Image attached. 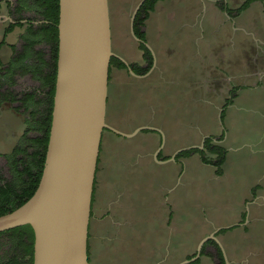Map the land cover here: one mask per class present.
<instances>
[{"label":"rangeland","instance_id":"rangeland-1","mask_svg":"<svg viewBox=\"0 0 264 264\" xmlns=\"http://www.w3.org/2000/svg\"><path fill=\"white\" fill-rule=\"evenodd\" d=\"M26 1L0 0V14H8V2L11 10L27 4L31 10L12 12V20L43 21L33 7L36 0ZM262 9L250 0H172L161 9L152 30L156 58L144 50L139 64L130 66L135 75L145 76H132L122 65L116 70L111 63L106 124L123 134L155 129L162 143L158 150L152 144L160 135L156 132H140L130 139L103 133L102 151L110 149V174L117 191L126 196L128 218V226L116 225L121 222L118 216L107 223L104 234L110 240L99 242L107 256L104 264H155L163 238L168 240L169 263L179 264L195 257L199 243L217 229V243L207 241L192 264H264V88L256 94L239 89L256 83L253 72H264L253 65V59L263 58L264 49L251 37L264 39ZM17 25L21 33L30 29L25 23ZM43 29L36 31L48 50L47 72L53 45L45 41ZM10 58L5 62L19 63ZM45 74L41 81L29 83L26 92L20 93L28 86V76L14 80L6 74L1 85L0 189L21 192L26 178L19 176L22 169L16 163L23 156L17 151L32 155L39 149L31 143L41 137L38 118L31 119V113L47 108ZM17 95L24 99L26 111L9 102ZM208 140L230 153L220 175L195 152L203 151ZM202 142L201 150L181 152L166 165L158 161L160 151V157L172 159L176 153L171 156L170 146L201 147ZM151 154L148 165L140 162ZM204 159L212 163L216 158L206 151ZM156 212L170 217L169 224ZM18 242L0 238V264L25 263Z\"/></svg>","mask_w":264,"mask_h":264},{"label":"water","instance_id":"water-1","mask_svg":"<svg viewBox=\"0 0 264 264\" xmlns=\"http://www.w3.org/2000/svg\"><path fill=\"white\" fill-rule=\"evenodd\" d=\"M5 20L0 17V22ZM56 28V76L41 177L25 204L0 217V234L29 226L32 264H90L88 230L103 133L130 139L140 132H159L143 127L123 134L106 124L114 58L108 1L58 0ZM202 146L203 142L201 147L177 151L171 161L181 152ZM215 233L199 243L195 257L179 264L196 262L204 244L216 242Z\"/></svg>","mask_w":264,"mask_h":264},{"label":"crops","instance_id":"crops-1","mask_svg":"<svg viewBox=\"0 0 264 264\" xmlns=\"http://www.w3.org/2000/svg\"><path fill=\"white\" fill-rule=\"evenodd\" d=\"M107 1L111 31V50L114 55L112 62L116 64L115 69L119 70V65L124 66L123 63H125L128 67L134 64H139L140 60L143 59L144 50L147 51L148 54H150L151 58H156L157 49L155 48V44L151 38V34L153 32L152 30L154 28L155 20L157 21V19H159L158 16L161 12V9L167 6L168 2H171L172 0H165V4H163V2L156 3L152 9V12L148 14L147 19H145V15L141 11L142 6L139 7L142 0ZM171 15L172 14H167L166 16L172 19L173 15ZM0 17L5 16L0 14ZM16 27H20V25L11 24L10 26H7L5 22H0V88L1 85L4 84V78L6 74L8 75V77L14 76V80L15 78L22 80L26 76H28V78H26L28 86L24 91L22 90L20 92L22 93L26 92L29 89V83L33 84L36 81L42 80L41 74L39 76V74H37L36 72L39 69L41 70V72H43L42 74L44 75V73H46V64L50 61V59L46 56L48 54V50H46L44 47L43 39L40 36L39 32L36 31L41 27L35 28L33 25H30L28 26V28H30L29 30L26 28V33H35L33 37H31L32 34L28 36L26 33L17 31ZM15 41H21L23 43V46L19 47L17 44L15 45ZM10 56V59L18 58L17 61L19 63L14 64L11 61L6 63L5 59H8ZM262 56L263 52L261 51V57ZM263 59L264 57H259V60L253 59V65H255V67H257L258 69L264 70ZM250 66L251 65L248 64V70ZM111 73L112 64L109 71L108 95L111 82ZM252 75L255 77L254 79L256 80V83L251 85L250 87L243 86L239 89L248 90L250 91L249 94H256L259 93L257 92L258 88H264V72H262V75H259V73H257L256 71L253 72ZM10 84L14 85L13 81ZM40 88L41 87L39 86V89ZM248 96L251 97L250 95ZM240 97L243 96L240 95ZM108 102L109 96H107V105ZM261 129L264 130V125H262ZM157 137L158 139L156 141H152V144L156 146V150L159 149L160 144L162 143L161 135H157ZM227 141L228 140H226V142ZM102 144L103 138L101 141L100 154L95 176L91 205V217L88 230V260L90 264H104L105 260L107 259V256H105L104 253L101 252V247L99 245V242L105 243L110 240L104 234L107 223L111 221L112 218L118 216V218L121 219V222L116 221V225L128 226V218L124 216L125 213L127 214V205H125L124 203V199H126V196L124 197L122 191H117L116 187L113 184V175L110 174V149H105L106 151L104 153V151H102ZM170 148L172 151L171 156H173L177 151L189 149L191 147H178L175 149L173 148L174 150L172 149V146H170ZM160 153L158 154V161L161 162L160 164L166 165V163L171 161L168 158L160 157ZM229 156L230 153L227 152L225 159L226 162L228 161ZM150 157H153V154L144 155L140 162L142 164L144 163L148 165L152 160L150 159ZM191 160V157L187 160L185 159L184 164L191 162ZM248 192L250 191L248 190ZM117 205H119L118 208ZM155 216L160 217L162 219V223H165L167 225L171 220L170 217L165 218L163 215H161V213L158 212H156ZM237 224L238 223H236V225ZM232 225L235 224L232 223ZM167 241V239L163 238V245L159 247V250H161V253H158L159 260H157L155 264H170L168 261L170 258V252Z\"/></svg>","mask_w":264,"mask_h":264},{"label":"trees","instance_id":"trees-1","mask_svg":"<svg viewBox=\"0 0 264 264\" xmlns=\"http://www.w3.org/2000/svg\"><path fill=\"white\" fill-rule=\"evenodd\" d=\"M26 0H24L25 2ZM162 0H147L141 7V11L145 15V19L147 18L149 12L152 11L154 5ZM27 2V1H26ZM247 2L246 5H248ZM245 5V6H246ZM23 7L25 9L31 10L27 4ZM22 7V8H23ZM40 10V17L42 18L44 24L41 26V29L46 28V42L52 43V48L50 50L51 63L49 66V70L45 74L46 84L44 82V86L48 89L46 93V101L47 108L44 112L40 114L38 112L31 113V119L36 117L38 118L37 122V131L41 135L38 140L31 141L32 144H37L38 151L33 153L32 155H27L26 151L18 150L17 153L22 154V159L17 161V165L20 166L22 172L19 176H25L26 180L24 183V187L20 193L13 192L8 189H0V217L6 214H9L19 207H21L25 202H27L32 195L34 194L43 169L44 157L46 146L48 142L49 128L51 123V112L53 105V94H54V84H55V76H56V61H57V23H58V0H36L35 5ZM32 7V8H33ZM20 8V9H22ZM48 64V63H47ZM46 64V65H47ZM37 74H41V78L43 79V72L38 69ZM40 78V77H39ZM43 87V86H42ZM7 100V98H5ZM11 103L17 102L21 104V107L26 111V103H24V99L18 100V95L15 97L9 98ZM39 116V117H38ZM221 118H224V113L221 115ZM205 149L203 151H195L199 153L202 158V162L208 165L213 166L217 170V174H221V167L226 158V151L217 146H211L210 141H206ZM208 152L215 156V161L211 163V161H207L204 159V153ZM189 153V152H188ZM31 159V162L28 161ZM8 237L10 240L15 239L18 242V246H21L24 250L25 260L24 264H32V254H33V232L29 226H24L21 228H17L15 230L0 234V238ZM11 264H17L14 260Z\"/></svg>","mask_w":264,"mask_h":264},{"label":"flooded vegetation","instance_id":"flooded-vegetation-1","mask_svg":"<svg viewBox=\"0 0 264 264\" xmlns=\"http://www.w3.org/2000/svg\"><path fill=\"white\" fill-rule=\"evenodd\" d=\"M252 4H258V5H261L262 7H264V0H250V5H252ZM16 6V5H15ZM8 14L7 15H5V18L6 19H8V20H5V21H1V22H5V24L7 25V26H10L11 24H18V23H25L27 26H30V25H33L35 28H38V27H41L43 24H44V22L43 21H35V22H30V21H28V19H26V18H24L23 17V19L21 20V21H19V22H17V21H13L12 20V16H10L11 15V13L13 12H15V11H24V10H22V9H19V7L18 6H16L15 8H13V10H11V8H10V4H9V2H8ZM262 12H263V18H264V10L262 9ZM16 14H18V12H15ZM14 13V14H15ZM14 14H12V15H14ZM11 21V22H10ZM251 37H252V39H253V41L255 42V45H257V47L258 46H261L263 49H264V39L263 40H257L253 35H251ZM263 57H264V51H263ZM264 60V59H263ZM111 63H112V61H111ZM110 67H111V64H110ZM130 68V67H129ZM130 70L133 72V69L132 68H130ZM135 75V74H134ZM145 76V75H144ZM144 76H137V75H135V77H138V78H143Z\"/></svg>","mask_w":264,"mask_h":264}]
</instances>
